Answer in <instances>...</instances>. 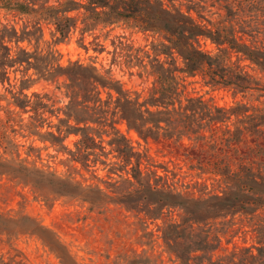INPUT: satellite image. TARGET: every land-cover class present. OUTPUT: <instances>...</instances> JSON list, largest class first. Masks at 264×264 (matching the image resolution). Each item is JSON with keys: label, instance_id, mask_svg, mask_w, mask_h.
I'll list each match as a JSON object with an SVG mask.
<instances>
[{"label": "trees", "instance_id": "1", "mask_svg": "<svg viewBox=\"0 0 264 264\" xmlns=\"http://www.w3.org/2000/svg\"><path fill=\"white\" fill-rule=\"evenodd\" d=\"M117 29L106 49L101 36ZM46 30L54 40L42 46ZM126 31L151 40L136 44ZM76 32L81 39L91 35L94 50L106 49L110 65L63 64L54 43ZM206 41L214 50L203 46ZM112 64L148 80L147 93L125 87ZM189 77L240 97L221 105L186 94ZM39 80L63 88V107L48 91H25ZM0 84L9 92L0 93L6 100L0 175L45 198L66 196L89 209L119 204L142 214L143 223L162 218L159 236L170 262L144 249L122 254L126 264H264V0H0ZM119 122L145 141L186 140L183 154L200 193L159 173ZM10 132L67 153L60 161L68 172L30 160L41 148L32 141L22 156L23 144ZM70 133L78 135L72 147L64 143ZM238 232L250 233L252 242L214 254L225 234ZM1 233L35 236L59 264H81L53 230L28 214L0 211ZM152 233L145 231L146 242ZM0 264L34 263L14 253L0 254Z\"/></svg>", "mask_w": 264, "mask_h": 264}, {"label": "rangeland", "instance_id": "2", "mask_svg": "<svg viewBox=\"0 0 264 264\" xmlns=\"http://www.w3.org/2000/svg\"><path fill=\"white\" fill-rule=\"evenodd\" d=\"M119 31V29L114 30L105 40L101 36L100 40L105 44L106 49L112 48L110 40ZM126 34L136 44L148 43L151 40L150 37L147 38L145 34L140 32L126 31ZM91 39V35H85L84 39H81L80 34L76 32L70 38L54 43V47L60 54V61L66 64L72 60H80L82 62H94L98 66H109L111 54L106 49L100 52L94 50L93 43H89ZM53 40L46 30L44 41L40 45L53 43ZM203 46L211 50L215 48L214 44L208 41ZM112 71L116 77L120 78L125 87L138 90L143 95L147 93L150 85L148 80L135 73L129 74L127 68L117 64H112ZM55 85V83L39 80L25 91L28 93L32 90L48 91L55 100V106L63 107L68 98L65 96L63 88H56ZM0 93H6L9 96V92L5 90L2 84H0ZM185 93L202 94L204 98L221 105L231 104L233 100L240 97V95L234 97L230 90L211 89L208 85L203 84L199 77L187 79ZM104 95L105 93H103ZM5 104L6 100L1 98L0 117L4 115V108L1 105ZM26 115L27 113H23V116ZM52 122H56L55 117H52ZM117 126L126 134L133 145L149 156V161L159 173H167L169 179H178V184L188 183L189 186L182 187L193 195L200 193V186L193 185V182L199 178L192 175V170L188 168L189 160L183 154L185 147L189 145L186 140L181 141V145L165 139L155 141L149 138L148 141H145L134 130L127 129L124 122L117 123ZM45 128L46 126L43 127V129ZM109 136L104 134L105 139H108ZM10 137L23 144L19 146L22 156L25 155L26 146L32 141V144L41 148L39 150L40 157L32 154L29 156L30 160L34 159L37 165L48 166L49 169H55L59 173L66 174L68 172V167L60 161L67 156V153L56 151V146L49 145V141L43 142L33 135L22 136L12 132H10ZM77 137L78 135L70 133L65 138L64 143L72 147ZM80 172L83 173V176H90V172L85 169H81ZM97 172L101 177H107L106 169L99 168ZM173 172L178 174L173 176ZM74 174L76 178H80L78 173ZM88 181L96 180L88 178ZM100 185L104 186L105 184L100 182ZM210 187L209 182L208 188ZM0 211L11 214L18 212L36 218L42 225L50 228L59 236L81 264H126L121 257L122 254H131L133 251L139 252L144 249L157 255L166 263L170 262V255L159 236L161 232L158 226L162 223V218L153 221L146 219L143 223L142 220L145 219L142 214L134 215L133 212L125 210L119 204L109 203L105 208L89 209L87 202L53 194H49L45 198L37 195L29 185H24L7 175H0ZM147 230L153 232L152 240L149 242H146L149 239L148 234H145ZM230 236L225 234L221 238V243L214 250V254L231 249L233 245L252 242L248 232L246 234L238 232L232 237ZM14 253H20V256L34 264H59L58 258L49 252L35 236L20 234L17 237H8L1 233L0 254Z\"/></svg>", "mask_w": 264, "mask_h": 264}]
</instances>
